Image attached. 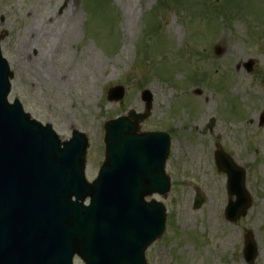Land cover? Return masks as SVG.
I'll list each match as a JSON object with an SVG mask.
<instances>
[{
	"label": "rangeland",
	"instance_id": "obj_1",
	"mask_svg": "<svg viewBox=\"0 0 264 264\" xmlns=\"http://www.w3.org/2000/svg\"><path fill=\"white\" fill-rule=\"evenodd\" d=\"M188 1L0 0L1 52L14 73L9 101L18 99L62 140L85 134L92 181L103 161L104 123L142 112L140 94L149 91L141 130L169 134L171 188L154 196L165 206L166 228L147 249V264H246V231L257 248L252 264H264V0ZM215 9L229 18L218 21ZM115 86L125 96L109 103ZM217 145L245 170L252 198L233 224L223 217ZM197 191L204 203L194 210Z\"/></svg>",
	"mask_w": 264,
	"mask_h": 264
},
{
	"label": "water",
	"instance_id": "obj_2",
	"mask_svg": "<svg viewBox=\"0 0 264 264\" xmlns=\"http://www.w3.org/2000/svg\"><path fill=\"white\" fill-rule=\"evenodd\" d=\"M251 66L249 61L246 68ZM12 78L0 52V264H72L75 255L84 264H146L145 250L164 231L165 209L145 197L169 191L163 169L168 136L139 132L150 94H142L144 114L131 111L105 124V162L88 184L84 136L74 131L69 142L60 143L52 128L31 120L17 100L9 105ZM122 98L121 87L108 92L109 101ZM215 162L227 175L225 218L235 222L251 207L245 171L221 152ZM202 202L197 198L194 208ZM244 245L251 264L256 247L250 233Z\"/></svg>",
	"mask_w": 264,
	"mask_h": 264
},
{
	"label": "trees",
	"instance_id": "obj_3",
	"mask_svg": "<svg viewBox=\"0 0 264 264\" xmlns=\"http://www.w3.org/2000/svg\"><path fill=\"white\" fill-rule=\"evenodd\" d=\"M176 2V1H175ZM97 3H99L98 1H97Z\"/></svg>",
	"mask_w": 264,
	"mask_h": 264
}]
</instances>
